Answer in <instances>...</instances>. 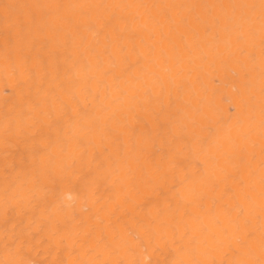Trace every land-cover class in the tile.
Segmentation results:
<instances>
[{"label": "bare ground", "instance_id": "1", "mask_svg": "<svg viewBox=\"0 0 264 264\" xmlns=\"http://www.w3.org/2000/svg\"><path fill=\"white\" fill-rule=\"evenodd\" d=\"M0 264H264V0H0Z\"/></svg>", "mask_w": 264, "mask_h": 264}]
</instances>
